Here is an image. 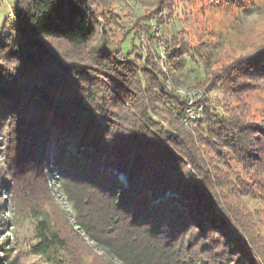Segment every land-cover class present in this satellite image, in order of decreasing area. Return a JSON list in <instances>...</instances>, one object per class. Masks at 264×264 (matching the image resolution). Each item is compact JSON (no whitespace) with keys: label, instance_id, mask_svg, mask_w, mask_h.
Listing matches in <instances>:
<instances>
[{"label":"trees","instance_id":"16d2710c","mask_svg":"<svg viewBox=\"0 0 264 264\" xmlns=\"http://www.w3.org/2000/svg\"><path fill=\"white\" fill-rule=\"evenodd\" d=\"M150 1L126 32L140 42L127 53L125 33H110L117 0L11 7L9 32L0 34V125L13 151L1 170L18 189L14 210L31 221L29 248L46 264L79 260L48 171L74 209V225L120 264H222L214 245L237 264L264 262L258 208L246 205L249 198L264 209V109L255 114L246 100L264 80V43L195 79L206 92L204 111L186 127L185 99L161 64L180 62L188 47L164 37L161 63L147 23L153 16L168 27L178 0ZM55 203L61 217L49 208ZM101 256L93 264H114Z\"/></svg>","mask_w":264,"mask_h":264},{"label":"rangeland","instance_id":"374dc122","mask_svg":"<svg viewBox=\"0 0 264 264\" xmlns=\"http://www.w3.org/2000/svg\"><path fill=\"white\" fill-rule=\"evenodd\" d=\"M16 1L0 0V34L9 32L11 7ZM150 6V0H117L114 3L118 22L110 33L113 39H119L125 33L120 37L123 52L132 50L133 44L140 45L139 39L133 36V31L126 32L133 25L134 20ZM174 11V19L168 27L159 25L153 16L147 19L152 32L153 26H157L165 38H175V43L176 41L184 43L188 47L189 51L182 56L180 62H174L171 67L168 66L171 77L170 86L173 88L177 86L196 88L195 79L202 77L207 69L217 68L264 43V0H178ZM150 46L155 45L151 43ZM258 82L260 86L246 96L255 114L264 109V80ZM11 142L12 136L8 129L0 125V264H7L11 258L19 264H46L29 248V243L33 241L31 221L21 212L14 210L12 187H15L16 191L18 189L6 171L1 170V166H7L11 162L10 156L8 157V154L13 151ZM44 175L50 193L53 192V195H56L57 204L71 219L72 223L67 225L68 237L71 239L70 243L75 245L73 254L78 256L77 264H93L96 256H101V253L111 258L114 264H120L118 259L105 253L87 232L74 225V209L70 201L61 190L57 191L54 175L48 171H45ZM118 175L121 181H125L124 177L121 178L123 176L121 173ZM168 195L177 196L173 192H169ZM44 197V194L35 193L37 200L44 202ZM57 204L55 203L56 206L52 204L49 208L56 216L61 217L63 212L59 211L61 209ZM246 205L249 209L258 208L254 216L256 221L254 232L259 234L264 244V209L258 200L248 198ZM63 225H66L65 222ZM209 245L212 247L214 244L210 242ZM202 247L205 249L201 242L196 246L198 249ZM211 251L222 264H237L235 256L218 251L215 245ZM256 262L264 264L260 259ZM243 264H249V262L244 261Z\"/></svg>","mask_w":264,"mask_h":264},{"label":"built area","instance_id":"2783aa9c","mask_svg":"<svg viewBox=\"0 0 264 264\" xmlns=\"http://www.w3.org/2000/svg\"><path fill=\"white\" fill-rule=\"evenodd\" d=\"M153 39L155 43L156 51L159 55L161 63L167 57L166 45L164 35L160 28L153 26ZM162 71L166 78V83L171 84L170 70L165 64H161ZM174 91L185 99V109L183 123L186 127H192L201 117L204 111L203 100L205 99L206 92L203 88H194L186 86H177ZM123 178V176L121 177Z\"/></svg>","mask_w":264,"mask_h":264}]
</instances>
